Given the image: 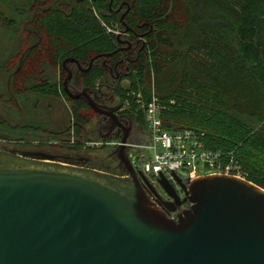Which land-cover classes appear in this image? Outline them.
I'll return each instance as SVG.
<instances>
[{"label": "trees", "instance_id": "trees-1", "mask_svg": "<svg viewBox=\"0 0 264 264\" xmlns=\"http://www.w3.org/2000/svg\"><path fill=\"white\" fill-rule=\"evenodd\" d=\"M109 1L38 0L32 5L31 15L26 16L30 30L37 33L22 29V65L14 77L22 75L26 91L24 123L10 130L17 139L42 141L34 147L54 146L37 135L48 127L44 120L35 119L34 111L40 105L28 100L27 91L32 90L33 80H39V85L34 83L40 90L30 91V95H53L44 82L50 67L59 68L66 57L88 60L94 53L109 52L116 46V35L109 26L118 20L109 10ZM113 1L131 4L126 19L134 28L143 22L150 24L146 51L134 67L138 82L131 89H141L148 102L153 88L164 105L160 117L170 128L203 131L208 148L233 150L246 179L264 188V0ZM13 23L0 9V25ZM88 83L93 84L90 77ZM53 92L57 95L55 88ZM114 98L122 106L117 92ZM133 99L129 98L132 106L124 113L142 130L144 112ZM70 102L74 125L48 133L72 143L71 128L75 127L76 137L82 136L92 113L82 100ZM91 166L114 174L121 168L108 149L96 153Z\"/></svg>", "mask_w": 264, "mask_h": 264}, {"label": "water", "instance_id": "water-1", "mask_svg": "<svg viewBox=\"0 0 264 264\" xmlns=\"http://www.w3.org/2000/svg\"><path fill=\"white\" fill-rule=\"evenodd\" d=\"M69 96L116 117L118 106L98 108L84 90ZM128 124L113 151L123 174L0 149V264H264V188L224 174L184 182L172 172L179 187L160 175L170 199L155 193L154 201L126 153Z\"/></svg>", "mask_w": 264, "mask_h": 264}, {"label": "flooded vegetation", "instance_id": "flooded-vegetation-1", "mask_svg": "<svg viewBox=\"0 0 264 264\" xmlns=\"http://www.w3.org/2000/svg\"><path fill=\"white\" fill-rule=\"evenodd\" d=\"M38 4L39 2L36 5ZM108 4H109V10L115 14L114 17L116 16V19L118 20V22L114 20L113 25L111 26L117 29V31H114V29H109L110 32L116 35L115 36L116 46L113 49L109 50V52H112L114 50H118V51L113 53L111 56H101L95 58L96 55H99L101 53L98 51L97 53H94L88 60H82V61L75 58L76 60H78L80 66L75 61H68L65 64L61 62L60 67L57 69L50 67L47 71L48 79L45 80L44 82L47 83V88L45 87V89L51 91L53 95L43 96V97L36 96L34 94L30 95V91L40 90V87L35 85V83H37L38 85L40 84L38 82L39 80H36L35 83L33 80L32 90L27 91L29 93L28 100L31 99L35 100L34 104L36 105L45 98L52 100L61 98L69 106L67 107V109L71 111L70 100L76 101L80 99L89 108L86 111L92 113L91 118L89 120H86L87 122L83 128V133L86 134L87 138H92L97 136L99 139H105L106 137H109V136H104V134L108 133L110 126L112 125L113 122L120 123L121 126L115 127L110 132V136L113 135L116 138H119L122 133L121 128L128 126L129 125L128 123H131V129L128 135V141H129V137L132 131L135 129V132H137L136 128L138 129L139 127L138 124L133 123L132 120L128 118V116H126L125 113H122L119 107L116 108L115 110L116 117L109 118L105 114H102L92 109L87 104V102L82 98L73 99L69 96V92L71 94H76L84 90L86 96H88L92 101H94V103L98 108L107 109V110L115 108L116 107L114 106L115 98L113 99V97L119 89L120 82L122 81V79H124V77L130 76V74L132 73V67L136 63H140L142 61V56L146 51L147 35L149 32L148 30L150 28V24H148V22H143L141 24H137L136 28L128 24L126 19V14L129 11L131 4L127 1H122L121 3L116 5L113 0H110ZM22 22H23L22 23L23 30H30L29 27L30 20H26V21L23 20ZM32 32L34 34L37 33L36 30H33ZM21 57L22 54L20 55V58ZM92 58L94 60L90 65V61ZM21 65L22 64H20L19 62L17 65L15 64V62L0 63V75L2 77L0 82V105H4L6 107L8 115L9 114L14 115L12 113V110L15 109L17 112L16 114L18 116V120H21V122H16L15 124L11 125L7 119L0 118V135L4 133H8L9 131L8 135L10 137V139H3L4 143L0 145V149H4V150L16 151V150L27 149V147L29 146L26 147L23 145V143L33 144L30 143L32 142L30 140L24 142L22 139H17L16 135L10 133L11 128H14L13 126L22 125L24 123L23 112H22L23 109L22 107L25 101L23 77L22 75H20L18 79L14 78L21 71L20 68ZM57 70L59 71V73H58V79L56 80L55 73ZM69 71L71 72V78L67 81L66 84L67 91H66L63 80ZM89 77L93 81L92 85L88 83ZM106 78H107V82H106ZM2 82L4 84H2ZM56 84H57V89H56ZM54 88L55 90H57V95L53 92ZM111 93L112 95H110ZM67 98L69 100H67ZM47 123L49 126L50 122L47 121ZM63 124L65 125V127H61L59 129L60 131L67 130L69 126L74 125V121L72 119L69 120L65 119V123L63 122L60 125ZM86 125L88 126L86 127ZM129 147L131 148L134 146L128 144L126 146V149ZM44 153H48V152H44ZM66 155H67L66 159H63L64 162L73 165L86 166V167H92L91 161L94 158H96V153L94 151L70 152L69 154L66 153ZM123 173L124 171L122 169L121 174ZM144 175L147 177L148 180H150V177L148 175L146 174ZM156 193L163 200L170 199L161 189V187L158 185L156 187ZM179 194L182 196L183 195L182 191L181 193L179 192ZM152 199L155 200V197H152ZM158 206L164 212L168 211L167 207L164 204L158 203ZM182 206H184V204H182L177 208L179 209ZM169 215L174 216L175 212H170Z\"/></svg>", "mask_w": 264, "mask_h": 264}, {"label": "built area", "instance_id": "built-area-1", "mask_svg": "<svg viewBox=\"0 0 264 264\" xmlns=\"http://www.w3.org/2000/svg\"><path fill=\"white\" fill-rule=\"evenodd\" d=\"M133 101L144 112L145 130L144 137L136 145L138 153L131 155L130 160L136 169L150 177L149 184L141 182L151 199L155 197L156 200L157 179L160 175L179 187L172 172H176L184 182L209 174L234 175L246 179L247 173L233 156V150L228 152L208 148L203 131L170 128L160 117L164 105L155 96L153 88L148 102L142 93H137ZM109 144L118 146L120 140Z\"/></svg>", "mask_w": 264, "mask_h": 264}, {"label": "rangeland", "instance_id": "rangeland-1", "mask_svg": "<svg viewBox=\"0 0 264 264\" xmlns=\"http://www.w3.org/2000/svg\"><path fill=\"white\" fill-rule=\"evenodd\" d=\"M38 0H0V9L5 13L7 17L10 19H13L14 23L10 26H1L0 25V63H9V62H15L17 65L20 59V55L23 50V27H22V21L28 20V16L32 8V5L34 6L35 3ZM92 4V3H91ZM93 8L97 10L95 4H92ZM98 12V11H97ZM26 14L28 16H26ZM110 29H114V31H117V29L109 26ZM147 47V45H146ZM135 65L132 67V75L124 77L122 81L120 82L119 89L117 91V97L119 99H122V106H120V101L116 103L114 106H118L120 108V111L122 113L125 112L126 109H128L130 106L129 98H134L137 93H143L141 89H131V85L133 82H138L137 75V68H134ZM58 73L59 71H56V80L58 79ZM1 75H0V82H1ZM4 82V80H3ZM2 82V84H4ZM36 82V80H34ZM26 92V91H25ZM124 93V94H123ZM124 95L126 98H124ZM39 108L34 111V117L35 119H41L45 121V124L47 125V133L41 132L37 133V135H40L45 139L44 143L53 144L54 146L47 145L46 147H35L34 145L38 142H42L38 139L31 140L33 144H27L23 143L24 146H29L27 149L22 150H33V151H40L43 153L48 152L51 153V155L55 154L54 156L56 159L63 160L66 159L67 155L66 153L70 152H90L94 151L95 153H99L100 150L108 149L114 151V148L117 147L116 145H111L109 142L119 141V139H116L115 136L111 135L109 137H106V139H99L97 136L92 138H87L86 134L83 132L81 133L82 136H75L74 131L75 127L71 128L70 130V139L74 141V143H71L64 139V136L57 135L55 133H48L51 131H60L59 129L61 127H65V125H60L61 123H65V119H71L70 118V111L67 109L69 107L65 101L61 98H57L56 100L45 98L39 102ZM5 108V109H4ZM64 110V111H63ZM16 110L13 109L12 113L14 115H8L7 109L4 105H0V118L1 119H7L11 125L15 124L16 122H21V120H18V116L15 112ZM65 118V119H64ZM47 121L50 122V125L48 126ZM19 124V123H17ZM88 125H86L87 127ZM85 127V128H86ZM143 130H145V124L143 122V128L142 130H139V128H136L132 131L129 137V141L127 142L129 145H132L134 147H129L126 149V153H128L129 157L131 155H137V148L136 145L138 141H140L143 136ZM143 131V132H142ZM9 133H4L0 135V145L4 143L3 139H10ZM2 138V139H1ZM110 138V139H107ZM77 139V140H76ZM24 142L27 141L25 139H22ZM2 141V142H1ZM77 141V143H76ZM127 144V145H128ZM70 151V152H69ZM60 156V158H59ZM57 159V160H58ZM97 169V168H96ZM122 169L119 168V171L117 174H121ZM116 174V173H115ZM178 192L181 193V191L178 189Z\"/></svg>", "mask_w": 264, "mask_h": 264}]
</instances>
